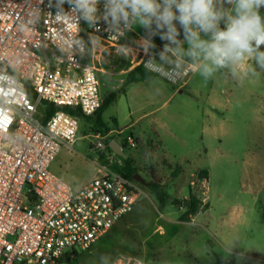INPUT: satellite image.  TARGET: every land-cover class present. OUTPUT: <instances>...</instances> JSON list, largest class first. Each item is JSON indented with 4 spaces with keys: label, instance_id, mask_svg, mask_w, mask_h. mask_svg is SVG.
<instances>
[{
    "label": "built area",
    "instance_id": "1",
    "mask_svg": "<svg viewBox=\"0 0 264 264\" xmlns=\"http://www.w3.org/2000/svg\"><path fill=\"white\" fill-rule=\"evenodd\" d=\"M56 2L0 0V264H66L68 255L89 250L132 212L144 194L113 167L121 163L102 135L96 147L108 162L82 188L51 167L77 141L79 119L64 108L92 116L109 96L101 93L104 70L81 60L86 36L128 58L133 69L153 68L170 49L146 39L143 45L139 39L123 43L134 32L137 11L119 0H80L60 9ZM195 71L184 68L185 75ZM43 102L56 108L46 121L45 111L38 117ZM124 143L137 148L133 136Z\"/></svg>",
    "mask_w": 264,
    "mask_h": 264
},
{
    "label": "rangeland",
    "instance_id": "2",
    "mask_svg": "<svg viewBox=\"0 0 264 264\" xmlns=\"http://www.w3.org/2000/svg\"><path fill=\"white\" fill-rule=\"evenodd\" d=\"M119 1L123 4L122 0ZM154 3L160 6L155 14L162 18L165 0H154ZM126 5L133 9L130 4ZM229 5L225 3L223 7L228 9ZM172 11L179 16L175 4L172 5ZM223 23L221 20V28ZM133 28L130 37L139 39L141 45L145 44L143 39H146L168 49L176 47L177 40L174 38L186 34L179 19H173L170 24L163 21L162 28L169 39L162 41L146 29L141 12L137 13ZM200 37L209 39L206 35ZM189 50L188 40L178 47L182 55ZM169 55L170 52L162 60L168 59ZM251 67H255L259 75H245L244 85L232 88L231 94L218 85L217 72L211 77L215 80L212 88L210 82L205 81L198 72L195 76L207 82L201 86L200 98L188 87L184 92H178L168 106L161 110L163 113L168 108H180L193 98L208 99V95L218 97L223 103L221 110L213 112L215 119L211 121L212 133L204 140L208 150L207 171L197 174L194 179L195 193L192 196L199 201L200 213L197 214V220L188 224L194 217H186L188 208L184 215L169 213L168 209L159 205L149 188V183L153 181L166 186L170 194L168 203L171 202L170 197L175 193L173 181L176 166L167 161L147 163L143 161L146 160L145 148L126 147L124 152L127 157L141 159L136 166L147 182L146 185L138 182L144 194L132 212L101 236L89 250L78 254L76 264H264V69H258L252 60ZM146 81V86L154 83L165 86L169 89L165 93L175 90L171 83L159 76ZM119 102L112 103L114 105L103 114L111 127L114 124L109 116L123 105V108L128 107L125 100ZM133 103L143 104L139 96L134 98ZM44 111L45 107L40 103L38 117ZM119 125L122 124L119 122ZM127 134L128 131L125 136ZM99 135L93 121L80 118L73 151L62 149L51 170L55 173L68 170L77 184L92 180L98 168L96 164L105 165L108 162L104 160V153L96 147L101 141ZM103 141L107 144L111 142L110 138ZM189 145L193 147V143ZM191 146L181 149L174 140L168 138L164 144L165 156L179 163L178 157L182 153L196 156V152L190 153ZM115 156L116 163L119 161L121 164H114L113 167L121 169L125 159Z\"/></svg>",
    "mask_w": 264,
    "mask_h": 264
},
{
    "label": "crops",
    "instance_id": "3",
    "mask_svg": "<svg viewBox=\"0 0 264 264\" xmlns=\"http://www.w3.org/2000/svg\"><path fill=\"white\" fill-rule=\"evenodd\" d=\"M231 7L232 5L230 4L228 9ZM261 15L264 16L263 13H261ZM154 20L156 21L158 27L161 30H164L162 28L164 20L156 14H154ZM224 26L225 25L223 23V27ZM200 35L205 34L201 32ZM187 36V33H182L181 36L174 38L177 40L176 47H174V49H170L168 59H155L153 61V68L146 67L154 72L156 77H161L175 87V90L167 93H165V91H168L169 89L165 86L156 83L152 86H146L145 83L147 81L124 87L127 75L133 70L130 60L128 58L119 57L109 48L105 49L104 44H101L102 42L95 37H85L87 40V49L85 54L81 56V60L84 63L94 64L99 69L104 70V72L100 73L101 93L103 96L106 97L107 95L110 96L111 94L117 93V99L114 104L120 103L119 101L124 100L128 104L127 108H123V105L119 109H116L115 113H112L109 116L110 120L114 124V127H111L103 118L109 128V133L104 137H108L111 142L116 141L123 146L125 138L127 136H133L137 140V147L140 146L145 148L146 160L143 159V161L147 163L167 161L169 164L180 168V171L173 181L175 193L170 197L171 202L164 207L168 209L169 213L179 215H184L187 212L188 207L184 205H174L172 202L174 199L189 201L190 197L194 195V185L196 183L194 181L195 176L199 173L207 171L206 158L208 150L205 147L204 140L206 136H211L212 133L211 121L215 119L213 112L219 111L223 108V103L220 99H218V97H211L208 95V99L205 98V100L193 98L185 104L186 106L182 104L180 106L181 109L168 108L166 112H161L164 107L168 106L175 95L178 92H184L183 90L185 88L191 87L190 90L200 98V94L202 93L201 86L207 83L202 81L201 77L195 76L196 73H198L197 69L200 66L199 62L195 64L191 63L187 55H182L178 51V47L187 40ZM168 39L169 38L166 37L165 41H168ZM131 42H133V39L130 36L123 41L125 44H130ZM153 43L158 45V43ZM250 63L251 60H246L245 62L242 61L234 66L232 70L229 68L217 70L216 72L219 75L218 85L222 87V90L230 92L231 94L232 88H237L240 85L243 86L244 76L250 69ZM188 65L195 66L196 71L185 75L184 68ZM258 69L260 68L258 67ZM128 70L129 72L125 73V71ZM232 71L237 73L239 79L233 77L231 74ZM244 72L245 74H243ZM208 81L211 84L210 88H212L215 85V80L210 78ZM248 90L250 92L252 91V89ZM164 94H166V96ZM136 96L141 98L143 104L133 103ZM113 105L106 109L104 115ZM119 122L122 125H119ZM127 131L129 134L125 136ZM168 138L174 140L181 147V149L186 146L189 148L191 146L189 145L190 142L193 143V147L191 146L192 150L189 149V151L190 153L196 152V156L189 155L188 153H182L178 157L179 163L170 161L165 156L166 147H164L166 139ZM66 150L69 152L71 151L68 149ZM61 151L59 154H61ZM161 152H163L162 155ZM59 154L56 159L59 157ZM130 157L135 161V165L141 160L135 156ZM197 157L198 161H196ZM54 162L52 163V169ZM96 166L98 168H96V175H94V178L99 175V162ZM55 174L67 183L71 184L75 189H80L91 181L77 184V182L71 178L72 173L66 169L58 171V173ZM167 189L168 188L166 187V191ZM209 208L206 210L207 212L209 211ZM198 215L191 217V222H188V224H193L197 220Z\"/></svg>",
    "mask_w": 264,
    "mask_h": 264
},
{
    "label": "clouds",
    "instance_id": "4",
    "mask_svg": "<svg viewBox=\"0 0 264 264\" xmlns=\"http://www.w3.org/2000/svg\"><path fill=\"white\" fill-rule=\"evenodd\" d=\"M130 4L137 12L155 14L160 6L154 0H122ZM166 7L162 19L170 24L179 19L183 24L190 50L185 53L191 63L199 62L197 69L205 79L223 68L232 70L234 66L246 60L264 69V16L260 9L264 0H165ZM225 3L231 4L225 9ZM175 4L179 16L172 11ZM221 20L224 27H220ZM203 32L209 39H202ZM233 77L239 79L232 71ZM259 73L251 67L247 77H256ZM174 80V79H173Z\"/></svg>",
    "mask_w": 264,
    "mask_h": 264
},
{
    "label": "trees",
    "instance_id": "5",
    "mask_svg": "<svg viewBox=\"0 0 264 264\" xmlns=\"http://www.w3.org/2000/svg\"><path fill=\"white\" fill-rule=\"evenodd\" d=\"M80 0H57L55 4L56 9H60L63 4L65 5H73V4H79ZM167 6V5H166ZM260 12L264 14V7H261ZM142 19L144 22V25L148 31H152L156 38L160 40H164L167 33L164 30H161L156 21L154 20V14L153 13H144L141 12ZM133 33L130 34V36ZM136 39V38H134ZM156 43V42H155ZM156 77V74L146 68L145 66L141 65L136 68H134L126 77L124 87H127L131 84H137L144 82L146 80L154 79ZM32 98L36 99V96L32 94ZM117 99V93L111 94L108 96L103 105L97 110V112L92 116H84L81 109L78 107H66L64 110L74 116H76L78 119L80 118H88L91 121H93L94 125L96 126L98 132L105 136L109 133V128L107 124L105 123L103 119V114L106 111V109L116 101ZM45 107V116L43 121L48 120L51 115L56 111V108L47 102L42 103ZM123 147L126 148V144L123 143ZM138 168L135 165V161L131 157H127L125 159V164L121 169V173L124 177H126L129 180H134L133 177L136 173H138ZM180 171V168L176 166V171L174 175H177ZM149 188L152 192V194L155 196L156 200L158 201L159 205L161 207H165L169 201V194L166 191V187L161 185L158 182H150ZM190 206L188 207V216H195L199 212V201L195 196H191L189 199ZM78 254H72L67 256V263L66 264H76Z\"/></svg>",
    "mask_w": 264,
    "mask_h": 264
},
{
    "label": "water",
    "instance_id": "6",
    "mask_svg": "<svg viewBox=\"0 0 264 264\" xmlns=\"http://www.w3.org/2000/svg\"><path fill=\"white\" fill-rule=\"evenodd\" d=\"M109 147L110 149L115 153L117 154L118 156H121L123 157L124 159L127 158L125 152H124V147L122 145H120L118 142L116 141H112L110 144H109ZM133 179L143 185H146L147 182L146 180L139 174V173H136L133 177ZM174 205H184L186 207H189L190 206V202L189 201H180L179 199H174L173 202H172Z\"/></svg>",
    "mask_w": 264,
    "mask_h": 264
}]
</instances>
